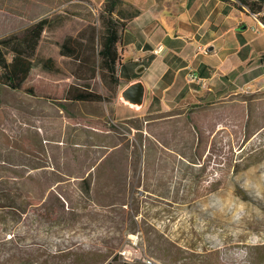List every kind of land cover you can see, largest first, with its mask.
Listing matches in <instances>:
<instances>
[{
	"label": "rangeland",
	"instance_id": "374dc122",
	"mask_svg": "<svg viewBox=\"0 0 264 264\" xmlns=\"http://www.w3.org/2000/svg\"><path fill=\"white\" fill-rule=\"evenodd\" d=\"M102 1L0 0V37L54 21L35 53L60 71L33 59L22 84L35 95L0 82V183L41 190V264H264V85L170 109L140 130L119 118L127 106L115 110L119 86L111 102L69 100L83 80L60 43L85 49ZM91 82L106 93L98 76ZM148 131L157 146L131 161L126 140ZM89 171L85 198L77 186Z\"/></svg>",
	"mask_w": 264,
	"mask_h": 264
},
{
	"label": "crops",
	"instance_id": "0c3cea01",
	"mask_svg": "<svg viewBox=\"0 0 264 264\" xmlns=\"http://www.w3.org/2000/svg\"><path fill=\"white\" fill-rule=\"evenodd\" d=\"M126 3L140 11L122 32L120 66L126 78L119 69V91L141 80L144 96L140 106L119 97L115 110L127 106L126 116L119 118L264 85V12L254 14L243 0H123L122 5Z\"/></svg>",
	"mask_w": 264,
	"mask_h": 264
},
{
	"label": "trees",
	"instance_id": "16d2710c",
	"mask_svg": "<svg viewBox=\"0 0 264 264\" xmlns=\"http://www.w3.org/2000/svg\"><path fill=\"white\" fill-rule=\"evenodd\" d=\"M262 2L264 3V0H251L248 4L249 10L254 14L262 9L264 11ZM122 4L123 0L102 1L97 13L98 26L89 36V43L85 49H82V43L74 45L69 37L60 43L62 54L75 56L77 68L74 75L77 79L83 80V83L69 85L67 89L69 100L73 102H111L116 98L120 84L122 32L127 21L140 11L127 3L130 10L126 11ZM53 22L51 17L43 16L19 32L0 37V82L12 89L35 95L33 86L22 84L34 64L33 59L45 70L60 71V67L52 57H42L35 53L43 29L52 25ZM95 76L101 79L105 94L93 88L91 81ZM189 105L198 104L185 106ZM167 114V111L147 113L144 117H129L125 123L140 130L141 120L149 123ZM94 123L107 126L102 121ZM106 130L113 132L115 126L108 124ZM157 142L158 139L154 137V134L148 131L144 137L142 133H138L137 140H132L131 143L127 139L123 148L127 150L131 146L129 152L133 157L131 161L139 162L141 155L150 154L157 146ZM104 158H101L97 164ZM92 177L93 174L90 171L81 176L77 189L82 197L91 196ZM14 188L16 190L21 188L26 197L20 198L19 193L13 190L12 186L0 183V264H41V238L39 237L41 233V190L40 195L35 196L30 185ZM71 208L72 206L68 204L64 210ZM43 264L49 263L45 261Z\"/></svg>",
	"mask_w": 264,
	"mask_h": 264
},
{
	"label": "water",
	"instance_id": "95a60500",
	"mask_svg": "<svg viewBox=\"0 0 264 264\" xmlns=\"http://www.w3.org/2000/svg\"><path fill=\"white\" fill-rule=\"evenodd\" d=\"M144 85L141 80H135L119 91L122 101L129 104L140 106L143 102Z\"/></svg>",
	"mask_w": 264,
	"mask_h": 264
},
{
	"label": "built area",
	"instance_id": "2783aa9c",
	"mask_svg": "<svg viewBox=\"0 0 264 264\" xmlns=\"http://www.w3.org/2000/svg\"><path fill=\"white\" fill-rule=\"evenodd\" d=\"M197 49L200 50V51H206L205 47H201V46H199ZM189 77H190L191 79H193V80L195 79V76H194L192 73H190ZM196 79H197V78H196ZM197 80H198V79H197ZM247 90H249V89H245V91H247Z\"/></svg>",
	"mask_w": 264,
	"mask_h": 264
}]
</instances>
